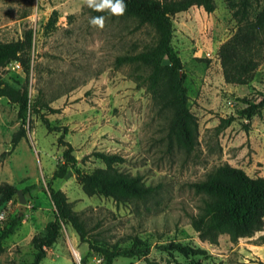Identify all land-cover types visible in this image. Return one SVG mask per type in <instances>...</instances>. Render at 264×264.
I'll return each instance as SVG.
<instances>
[{
	"label": "rangeland",
	"instance_id": "obj_1",
	"mask_svg": "<svg viewBox=\"0 0 264 264\" xmlns=\"http://www.w3.org/2000/svg\"><path fill=\"white\" fill-rule=\"evenodd\" d=\"M249 1L254 17L264 0ZM88 8L83 0H0V41L20 39L27 29L34 37L28 79L21 68L12 66L4 74L16 88L27 84L34 109L24 120L16 104L0 98V186L15 189L12 200L0 206L5 212L0 235L8 232L3 235L0 264L33 261L31 240L44 234L55 213L50 187L65 194L90 229L91 239L118 250L139 242L138 248L148 252L146 257L117 258L113 264H146V259L153 264H264V243L259 239L264 228L235 243L227 235L216 245L200 241L190 224L199 213L200 198L189 188L223 163L252 178H264V128L263 135L258 128L264 123V108L250 119L240 114L245 101L257 103L264 94V49L252 82L229 85L217 57L219 46L236 30L226 3L217 0L211 14L191 8L172 19L171 45L181 60L188 107L199 125L198 146L188 155L169 147V115L137 85L133 66L116 64L117 58L135 55L151 44L153 32L134 31L133 22L108 18L103 30L94 28ZM229 118L234 121L218 130L220 120ZM21 130L24 136L15 144ZM61 140L73 148L82 172L104 167L93 153L116 154L125 160L119 165L123 173L141 176L155 192L144 200L116 203L84 194L72 171L52 179L65 150ZM169 243L203 250L206 256L188 259L167 253L161 247ZM83 258L85 264H102L70 226H62L41 264H78Z\"/></svg>",
	"mask_w": 264,
	"mask_h": 264
},
{
	"label": "trees",
	"instance_id": "obj_2",
	"mask_svg": "<svg viewBox=\"0 0 264 264\" xmlns=\"http://www.w3.org/2000/svg\"><path fill=\"white\" fill-rule=\"evenodd\" d=\"M217 0H124L126 12L121 17L109 12H96L88 8L92 17L105 16L106 19H121L134 23V31L150 29L154 40L135 55L116 59L118 66H133L132 77L138 86H144L152 101L159 110L169 115L167 140L173 146L191 154L198 146L199 125L197 117L188 107L187 90L184 86L185 74L177 52L171 45L173 27L172 19L191 8H200L211 14L216 10ZM232 11L236 22L233 35L222 43L217 57L226 84L236 86L249 85L260 66L264 49V5L252 17L249 0H223ZM258 1V0H256ZM56 12L49 25L53 24ZM33 31L27 29L22 37L9 42L0 41V98H6L18 106L21 119H26L28 111L34 109L29 101L27 84L16 88L4 79L6 68L16 62L28 79L31 70L33 50ZM257 103L245 101L246 107L240 114L250 119L264 108V94ZM47 108V107H46ZM53 112V110H52ZM233 118L220 120L218 130L227 128ZM48 126V125H47ZM24 132L21 130L14 143H18ZM65 150L52 179L63 177L68 171L74 172L81 183L82 191L87 196L100 195L119 203L130 199L144 200L155 192L147 186L139 175L123 173L119 165L125 162L116 154L95 152L91 156L100 161L104 167L92 173H84L77 165L79 161L73 156L70 144L62 142ZM189 188L199 196L201 205L199 213L191 218V227L202 242L218 244L222 235H227L230 242L251 238L264 228V178L250 177L244 170L232 167L228 163L217 166L203 180L189 184ZM49 198L54 207L53 220L49 221L40 237L34 236L31 244L35 251L30 264H41L60 236L62 226H70L80 243H86L89 251L97 255L102 264H113L120 257H146L148 252L138 248L139 242L131 249L118 250L117 246L109 247L104 240L90 238V229L78 212H75L62 192L48 188ZM15 189L9 185L0 186V206L11 201ZM6 231L3 235H6ZM0 235V255L2 239ZM260 243H264L261 236ZM167 253L176 252L184 258L206 256L205 251L192 249L181 244L169 243L161 247ZM83 264L86 259L81 260ZM146 264H153L146 259ZM174 264H181L175 262ZM192 264H202L194 262Z\"/></svg>",
	"mask_w": 264,
	"mask_h": 264
},
{
	"label": "clouds",
	"instance_id": "obj_3",
	"mask_svg": "<svg viewBox=\"0 0 264 264\" xmlns=\"http://www.w3.org/2000/svg\"><path fill=\"white\" fill-rule=\"evenodd\" d=\"M89 8L96 12H109L111 15L121 17L125 14L127 5L124 0H83ZM105 16L92 17L90 24L95 28L103 30L105 28Z\"/></svg>",
	"mask_w": 264,
	"mask_h": 264
},
{
	"label": "built area",
	"instance_id": "obj_4",
	"mask_svg": "<svg viewBox=\"0 0 264 264\" xmlns=\"http://www.w3.org/2000/svg\"><path fill=\"white\" fill-rule=\"evenodd\" d=\"M9 66H12V67H16V68H20V65L16 62L10 64ZM5 219V212H0V223ZM78 264H83L82 262H79Z\"/></svg>",
	"mask_w": 264,
	"mask_h": 264
},
{
	"label": "crops",
	"instance_id": "obj_5",
	"mask_svg": "<svg viewBox=\"0 0 264 264\" xmlns=\"http://www.w3.org/2000/svg\"><path fill=\"white\" fill-rule=\"evenodd\" d=\"M259 129H262V132L261 134L263 135V128H264V123H262V125L260 127H258ZM263 144H264V141H263ZM257 159H259V156L256 155ZM230 165V164H229ZM233 167V166H232ZM47 257V256H46Z\"/></svg>",
	"mask_w": 264,
	"mask_h": 264
},
{
	"label": "bare ground",
	"instance_id": "obj_6",
	"mask_svg": "<svg viewBox=\"0 0 264 264\" xmlns=\"http://www.w3.org/2000/svg\"><path fill=\"white\" fill-rule=\"evenodd\" d=\"M74 255H75V257H76L77 259H79V257H78V253H77L76 251H74Z\"/></svg>",
	"mask_w": 264,
	"mask_h": 264
},
{
	"label": "water",
	"instance_id": "obj_7",
	"mask_svg": "<svg viewBox=\"0 0 264 264\" xmlns=\"http://www.w3.org/2000/svg\"><path fill=\"white\" fill-rule=\"evenodd\" d=\"M21 200H23V198Z\"/></svg>",
	"mask_w": 264,
	"mask_h": 264
}]
</instances>
